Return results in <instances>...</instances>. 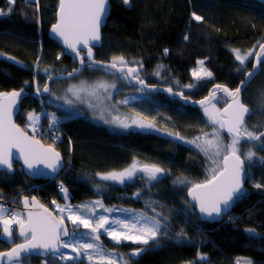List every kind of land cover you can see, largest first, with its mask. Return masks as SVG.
I'll list each match as a JSON object with an SVG mask.
<instances>
[{
	"label": "trees",
	"instance_id": "16d2710c",
	"mask_svg": "<svg viewBox=\"0 0 264 264\" xmlns=\"http://www.w3.org/2000/svg\"><path fill=\"white\" fill-rule=\"evenodd\" d=\"M58 2L0 0V55L17 61L0 59V95L22 89L34 93L42 89L48 77L77 68L75 59L47 36V29L55 23ZM110 6L111 13L102 30V46L94 49L95 60L121 66L137 62L139 75L148 84L170 88L195 101L205 98L214 86L235 89L252 63L247 60L241 64L239 59L249 51H256L264 42V6L254 0H110ZM198 63H202L211 77L200 85L195 77ZM154 72L160 73V81L154 79ZM55 83L58 82H53L51 87ZM186 87L193 90L186 91ZM149 96L144 106L152 110L157 106L166 116L171 113L164 108H171V104L176 112L181 108L192 114L199 112L160 94ZM41 100L27 97L16 124L23 128L24 113L42 112L43 108L62 118L57 128L49 126V133L45 134L44 126L47 122L50 125L45 117L41 134L35 137L59 152L65 161L58 179L41 183L43 187L37 199L43 206L52 210L55 202L63 203L60 189L64 188L70 193V206L100 199L105 206L129 208L146 215H151V207L160 205L188 213L180 220L173 216V220L164 222L163 236L145 244L124 243L118 247L104 243L106 249L122 255L120 264H264L263 164L254 162L246 194L238 199L229 215L220 223H203L187 199L173 194L170 182L173 176L190 178L195 184L208 180L202 163L183 152L182 146L154 133L115 132L90 121L84 116L88 112L68 117L66 111ZM223 100L221 109L227 104ZM242 103L251 110L245 122L260 130L258 138L248 142L252 143L249 150L264 159V63L243 92ZM191 117L194 115L175 114L179 131L191 128L183 138L196 134L193 128L200 126ZM225 139L231 138L225 136ZM137 158L162 166L167 171L165 177L152 185H143L140 177L117 186L98 179V175L129 168ZM241 158L246 160L244 156ZM32 183L18 166L14 175L1 173L0 200L8 201L21 191L36 197L28 193ZM180 199L185 203L179 207ZM16 208L21 209L20 203ZM173 230L180 238L173 239ZM19 243L22 242L15 237L12 244L2 248L0 239V252ZM197 247L200 249L196 250ZM137 249L141 253L133 260L131 254ZM25 260L30 264L47 261Z\"/></svg>",
	"mask_w": 264,
	"mask_h": 264
},
{
	"label": "rangeland",
	"instance_id": "374dc122",
	"mask_svg": "<svg viewBox=\"0 0 264 264\" xmlns=\"http://www.w3.org/2000/svg\"><path fill=\"white\" fill-rule=\"evenodd\" d=\"M11 2V0H9ZM254 52L249 51L244 58H240L238 63L244 64L247 60H252ZM0 59L5 57L0 56ZM128 67H137V62L127 63ZM202 63H198L195 77L199 85L211 79L204 70ZM88 67L80 78L69 81L58 82L52 85L50 92L41 98L43 104L53 105L55 108L66 111L68 117H77L88 112L87 118L98 125H104L115 132H139L154 133L159 136L170 138L175 143L183 147V152H187L198 163H202L206 178L213 176L222 169V159L228 153H233L239 157L244 156L247 167L244 168L250 181V174L254 169V162L264 165V159L252 148L253 141L258 138L260 130L253 123H246L243 126L239 138L225 139L223 128H221L220 106L224 97H218L217 101L198 113L192 114L183 108H173L174 105L166 106L164 109L171 115L166 116L156 106V110L145 105L146 94L140 90H135L125 76H116L106 69L88 70ZM88 72V73H87ZM154 79L160 81V73H153ZM163 81H161L162 83ZM192 91V88H185ZM183 92V91H181ZM176 107V106H175ZM173 111V112H172ZM182 112L189 116L194 115L195 122L200 126L193 128L196 134L183 138V134L189 133L191 128L184 127L178 130L175 114ZM24 130L32 136L41 134L43 120L47 117L54 129L57 123L62 120L50 113L53 120L46 112L28 111L24 113ZM247 119V118H246ZM54 120L56 122H54ZM246 121V120H245ZM179 122V121H178ZM194 122V123H195ZM184 123L183 126H185ZM49 123L44 126L45 134L49 133ZM258 143V142H257ZM150 166L167 171L159 164L147 163L144 159H135L132 165L122 172L114 173L106 177L107 181L118 185H123L134 181L140 177L143 185H152L158 182V177L141 174L139 169ZM105 181V180H104ZM106 182V181H105ZM173 194L185 195L189 188L197 184L190 178L175 177L170 180ZM264 189V186L261 187ZM182 200V199H181ZM187 201V200H186ZM16 208V207H15ZM53 212L58 211L60 219L66 221L69 226L70 236L61 250L49 257V260L41 264H120L123 261L122 255L104 247V243L111 242L120 247L124 243L145 244L159 237H162V226L164 222L180 220L187 212H175L166 205L153 206L149 209L151 215L143 214L133 209H120L114 206H105L103 201L98 199L90 203L78 206L67 205L58 206L56 203L52 207ZM25 218L21 209L14 210V219L0 217V239L3 242L2 248L14 242L15 237L20 242H26L29 237L18 238V228L24 223ZM14 226L16 230L11 229ZM141 251V249H137ZM14 264H30V261H21Z\"/></svg>",
	"mask_w": 264,
	"mask_h": 264
},
{
	"label": "water",
	"instance_id": "95a60500",
	"mask_svg": "<svg viewBox=\"0 0 264 264\" xmlns=\"http://www.w3.org/2000/svg\"><path fill=\"white\" fill-rule=\"evenodd\" d=\"M264 6V0H254ZM55 14V23L47 29L48 38L69 55L79 61L78 68L70 73H59L48 77L40 92L29 94L24 90L12 91L0 95V173L14 175L15 166H19L24 176L32 181H53L62 174L65 166L63 156L50 146L31 137L15 123L21 111L22 102L28 98H44L48 95L53 82L75 79L85 70L84 61L106 69L116 75H124L127 82L138 90L152 95H163L177 100L183 106L201 110L224 97L227 105L220 111L221 125L225 135L239 137L240 129L251 110L242 103V92L260 73L264 63V42L254 51L251 69L239 83L237 89L230 91L224 86L212 87L207 96L200 100H191L183 93L170 88L150 86L136 77L139 68L119 67L95 60V51L102 46V30L111 13L110 0H59ZM79 52H84L80 57ZM244 161L236 154L229 153L222 159V169L211 181L191 187L186 193L189 205L195 208L199 220L203 223H220L232 212L238 199L246 194L248 184L244 171ZM141 174L165 177V172L144 166ZM25 221L18 228V238L29 237L26 242L13 245L0 252V264H13L27 258L48 259L58 253L63 242L70 236L69 226L55 213L43 206L36 198H23L20 202ZM140 252L131 254L136 260Z\"/></svg>",
	"mask_w": 264,
	"mask_h": 264
},
{
	"label": "bare ground",
	"instance_id": "6f19581e",
	"mask_svg": "<svg viewBox=\"0 0 264 264\" xmlns=\"http://www.w3.org/2000/svg\"><path fill=\"white\" fill-rule=\"evenodd\" d=\"M57 11V10H56ZM103 36V35H102ZM66 53V52H65ZM67 54V53H66ZM79 55H80V57H83V55H84V52H79ZM74 59H75V61H76V63H77V68H78V65H79V61L77 60V57L76 56H74V55H71ZM7 61H9V62H12V63H15V62H17L15 59H12V58H8V59H6ZM82 60V62H84L85 63V69H86V67H87V65H88V67H92V68H90V69H88V70H91V73L92 72H97V71H94V70H98V69H100V67H97V66H95V65H90V64H88V63H86L85 61H84V59L82 58L81 59ZM103 63V62H102ZM110 64H112V63H110ZM114 65H117V66H119V67H127L126 65H118V64H114ZM87 67V68H88ZM110 73H112V74H114V75H116L115 73H113V72H111V71H109ZM248 72V71H247ZM246 72V73H247ZM88 73V72H87ZM246 73L244 74V76H243V78H242V80L244 79V77H245V75H246ZM83 74V73H82ZM82 74H79V76H77L75 79H77V78H80L81 76H82ZM116 76H121V75H116ZM140 82H145L147 85H150V84H148L145 80H143V79H141V77H140V75L138 74L137 75V77H136ZM239 85V84H238ZM238 85H237V87H238ZM133 88H135V89H137L136 87H134L133 85H131ZM150 86H159V85H150ZM160 87H164V86H160ZM237 87L235 88V89H237ZM167 88V87H166ZM235 89H229L230 91H234ZM22 90H24V91H26L27 93H29V94H32L33 92H30V91H27V90H25V89H22ZM138 90V89H137ZM17 91H21V90H17ZM245 91V90H244ZM243 91V92H244ZM243 92H242V94H243ZM146 94V93H145ZM242 94H240L241 95V101H242ZM149 95H152V94H146L145 96H146V98H148V97H150ZM171 100V99H170ZM173 101V100H172ZM251 116V115H250ZM249 116V117H250ZM17 119H18V116H16V118H15V123H16V121H17ZM190 119H193V117H191ZM220 122H221V120H220ZM23 125V124H22ZM242 128H243V126H242ZM242 128L240 129V136L242 135V133H241V130H242ZM24 132H26L25 130H24V126H23V128H21ZM26 133H28V132H26ZM29 134V133H28ZM29 135H31V134H29ZM38 136V135H37ZM37 136H32L31 135V137H33V138H35V137H37ZM239 136V137H240ZM239 137H230V138H239ZM35 139H37V138H35ZM38 140V139H37ZM40 141V140H39ZM229 154V153H228ZM227 154V155H228ZM227 155H225V156H227ZM224 156V157H225ZM241 158V157H240ZM243 161H244V159L243 158H241ZM244 166H245V161H244ZM16 167V166H15ZM157 169V168H156ZM221 171V170H220ZM219 171V172H220ZM219 172H217L215 175L213 174V176L212 175H210L209 177H208V180L207 181H205V182H208V181H211L214 177H216V175L219 173ZM60 177V175L56 178V179H58ZM28 179V178H27ZM55 179V180H56ZM55 180H53V181H55ZM29 181H32V179L30 180L29 179ZM53 181H32L33 183L29 186V189H28V193H33V194H35V196L36 197H31V196H28V195H26L27 193H25V192H19L17 195H15V196H13L10 200H8V201H5V202H2L1 200H0V206H2V207H4V209L3 210H1L0 211V217L1 218H3L4 219V212H5V210H6V208L7 207H10V206H13V207H16V205L18 204V203H20L21 201H22V199L23 198H36L37 199V197H38V191L39 190H41V188L43 187V184H41L42 182L43 183H48V182H53ZM36 182H38V183H36ZM35 192V193H34ZM38 200V199H37ZM39 201V200H38ZM40 202V201H39ZM184 201L183 200H178V204H177V206H183L184 205ZM20 208H21V205H20ZM232 211H233V209H232ZM176 212V207H173V213H175ZM13 230H15L14 228L12 229V231ZM243 230H245V228H243ZM175 238H180V234L179 233H177L175 230H173V239H175ZM199 250L200 248L199 247H197L196 248V250ZM3 252V251H2Z\"/></svg>",
	"mask_w": 264,
	"mask_h": 264
},
{
	"label": "crops",
	"instance_id": "0c3cea01",
	"mask_svg": "<svg viewBox=\"0 0 264 264\" xmlns=\"http://www.w3.org/2000/svg\"><path fill=\"white\" fill-rule=\"evenodd\" d=\"M0 56H3V57H5V59H8L9 57H7V56H4V55H0ZM44 87V86H43ZM42 87V88H43ZM42 90V89H41ZM41 90H36L34 93H37L38 94V92H40ZM51 90V89H50ZM8 94V93H7ZM33 99V98H32ZM36 99H41V98H36ZM22 105V104H21ZM227 105V104H226ZM225 105V106H226ZM224 106V107H225ZM204 109V108H203ZM198 110V109H197ZM202 110V109H201ZM221 111V110H220ZM21 112V111H20ZM42 112H46L45 110H44V108H43V111ZM47 113V112H46ZM20 114V113H19ZM48 115L50 114V113H47ZM50 116V119L51 120H53V118L51 117V115H49ZM50 121V120H49ZM54 122H56L55 120H54ZM221 123V122H220ZM50 126H51V124H50ZM222 126V125H221ZM222 128V127H221ZM223 130V129H222ZM223 133H224V131H223ZM224 135H225V133H224ZM226 137H229V136H227V135H225ZM17 166V165H16ZM19 167V166H18ZM65 167V166H64ZM20 168V167H19ZM128 169V168H127ZM122 172V171H121ZM23 173V172H22ZM114 173H118V172H113V173H109V174H103V175H98V179L99 180H101V181H106V182H108V183H112V184H115L114 182L115 181H113V182H110V181H107L105 178L106 177H110L112 174H114ZM246 173V172H245ZM1 174V173H0ZM5 174V173H4ZM7 175V174H6ZM247 175V174H246ZM247 179H248V177H247ZM104 181V182H105ZM248 182V181H247ZM116 186L118 185V184H115ZM60 196H61V199H63V203H59V202H55L58 206H61V205H63V206H65V205H67L68 207H70V203H69V198H70V193L68 192V191H66L64 188H62V189H60ZM53 211V210H52ZM55 212H58V211H55ZM29 239V238H28ZM135 252H140V251H135ZM134 253V252H133ZM141 253V252H140ZM23 261V260H22Z\"/></svg>",
	"mask_w": 264,
	"mask_h": 264
},
{
	"label": "built area",
	"instance_id": "2783aa9c",
	"mask_svg": "<svg viewBox=\"0 0 264 264\" xmlns=\"http://www.w3.org/2000/svg\"><path fill=\"white\" fill-rule=\"evenodd\" d=\"M3 209H4V207L0 206V211L3 210ZM14 210H15V207H13V206L7 207L5 212H4V218L13 219ZM57 215H59L58 212H57Z\"/></svg>",
	"mask_w": 264,
	"mask_h": 264
},
{
	"label": "flooded vegetation",
	"instance_id": "af4514ba",
	"mask_svg": "<svg viewBox=\"0 0 264 264\" xmlns=\"http://www.w3.org/2000/svg\"><path fill=\"white\" fill-rule=\"evenodd\" d=\"M126 77H124V79H125ZM126 80V79H125ZM126 82H127V80H126Z\"/></svg>",
	"mask_w": 264,
	"mask_h": 264
}]
</instances>
